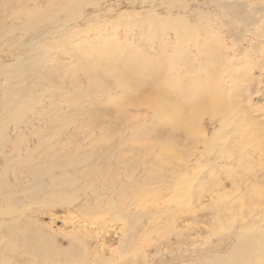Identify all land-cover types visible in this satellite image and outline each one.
I'll use <instances>...</instances> for the list:
<instances>
[{"label":"bare ground","instance_id":"bare-ground-1","mask_svg":"<svg viewBox=\"0 0 264 264\" xmlns=\"http://www.w3.org/2000/svg\"><path fill=\"white\" fill-rule=\"evenodd\" d=\"M147 1L148 0H142V3L146 4ZM174 1L176 2L177 0H165V3L167 2L168 4ZM207 1L205 2L208 3ZM248 1L209 0L210 5L208 6H205L206 4L204 2L201 3L200 0H192L185 5H174L172 3L166 8L164 15L158 13L157 9H154L135 19L131 17L132 14L121 15L119 18L109 17V12L111 11L110 7H112V3L109 0H0V52L4 49H8L9 53H11L8 56L9 59L10 57L14 59L13 63H0V159L2 161L0 162L2 164H0V246L6 241L12 242L13 245H15L14 247L20 243L17 239V235L20 234L19 225L22 223L21 218L23 213L21 214L18 209L12 205L21 202L19 196H23L25 199L30 200V205L33 206L41 205L51 209L54 207H70L75 201L77 202L80 200L78 197L79 192H99L97 189L100 187H98V185H96L97 183L93 182V180H90V174L94 173L93 175H96V177L101 175L105 176L108 169L105 170L101 167L94 169L89 167H94L96 160H98V163H102L105 166L108 165L109 169H111L112 163L116 158V153H120V151L123 153L124 147L128 145L129 142L131 143L136 136L146 135L150 141L149 144H151L154 140L161 141V139H164L165 141L164 137L167 132L174 140H179L182 134L185 133L189 135L191 132L206 137L205 140L207 143L204 146L206 152L213 153L219 149L224 150L227 145L219 144L218 138L220 134L226 128H231L233 126L241 129L245 125V122L250 119L249 112L244 106V103L239 102L241 100L243 101V96H245L244 93L248 92L244 85H246L250 78H248L245 73L239 75L237 70L238 65L235 64L236 61L227 54V51L233 50L226 45L220 47L221 43H219L220 46L216 45L218 41H216V39L222 40V36L220 33H214L212 29L213 25L217 23L216 20H222L224 23L228 24L230 28L240 25V27L237 28L239 30L241 28L243 33L249 36L252 35L250 27L253 24L256 25V27L258 26L260 30L264 29V3L259 5V3L255 1L257 3L255 5L252 1ZM165 3L162 2L159 4ZM192 4L193 9H191ZM189 7L190 9L185 16H182V14L180 15L182 12L181 9H187ZM205 7L206 9H203ZM175 9L176 13H173ZM89 10L92 11L90 12ZM258 16H260L259 20H262L260 25L259 21H257ZM212 18L214 19L210 21ZM193 19L199 20L200 22L193 24ZM108 26L118 28L117 31H119L120 28H124L128 30L130 35L139 32L145 38L148 45L142 49V51L141 48H137L138 54L136 51H129L131 54L136 53L139 59L134 57L131 58L130 55L126 56L124 54L125 49L122 48H124L125 45L119 42L117 38L118 35L112 37L103 35L104 30ZM216 27H218V25ZM93 31H97V34L102 32L103 36L97 34L96 36L90 35ZM170 33L174 35V42H169L172 39L169 35ZM257 35H259V37H256L261 40L264 38V32L262 35L259 33ZM22 37H24V39H22ZM211 40H214V44L216 45L215 52L220 56L218 57V61L228 64H224V68L228 75L226 76V80L219 79L215 81L210 78L214 80L215 83L208 82L210 85L206 89L207 91L200 92L199 97H202L199 98L197 96L199 91L197 88L195 89L192 86V90H190L191 84L188 82L186 85L187 87L183 85V81H186L184 78L186 77L183 78L180 70L186 71L190 67L192 69L189 68L190 74L193 68L199 74L202 69L194 67V63H196L199 58L195 57L192 53L199 52L201 58L204 60L212 59L215 53L212 55L211 50L213 49L210 50V53L207 48L208 42H211ZM235 40L236 39H234L233 42ZM157 45H160V48L157 49ZM191 46L193 48H191ZM171 48H175L176 50L173 54L169 52ZM235 49V51L238 50L237 48ZM25 51H28L26 56L23 54ZM235 51L233 53L234 56ZM141 52L143 55L145 52L148 54L143 56ZM190 53L192 55H190ZM157 54H159V56ZM77 55L82 60L81 62H83V60L91 62L89 67H85V70L83 69V72H85V78L89 81L90 85H92V88L85 90L83 88H76V94H71L70 90L67 94L66 89H63L64 96L60 109L47 113L46 105L43 102L45 98L44 95L50 94L55 96L60 89L48 91L44 93V95H41L39 92L37 93V91L34 92V80L39 81L45 78L49 81L48 83L55 84V81L60 78L63 81L62 84H60V88H63L64 85L66 86V79L68 77V75L64 77V74L71 73V70H74L69 66L75 63V57ZM141 55L143 57H140ZM89 59H91V61ZM46 60L54 64L53 67L56 72H51L50 68H48L49 70L40 69L41 66L45 65L44 62ZM189 61H191L192 64L188 66ZM221 64L222 63H219L218 66L221 67ZM66 66L68 67L65 69H69L67 73L64 72L61 74L58 72L60 67ZM78 67L83 68L82 65ZM224 68L222 66L221 71H223ZM214 70L216 71L215 67ZM74 72L76 73L77 71ZM97 72H99L100 75L102 73L108 79H112L114 87L122 90V95L118 97V94L116 96L117 98L110 97V99L106 101L107 103H103L99 100L100 95L98 93V87L102 84L97 81H101V79L97 77L99 74L95 75ZM224 73L225 72L221 74L225 76ZM92 74L95 77H91ZM217 76L218 75H216V77ZM228 77L230 78L227 79ZM74 82L75 81H72V83ZM105 84L108 85L107 83ZM75 85L80 84L75 83ZM232 85L233 88L235 86V90L231 89ZM112 86L113 85H110V87ZM199 89H201V87ZM203 96L207 97V99ZM101 97H103V95ZM102 100H104V98ZM198 100H207L209 103L207 102L208 104L204 107H199L198 104L193 107L190 104L192 102L196 103ZM142 106L153 111L151 121L148 122L143 119V122L140 121L141 123H129V120H131V109L134 107L139 109ZM64 107L68 108V113L62 112ZM210 110L212 111L214 119L218 118L220 122V128L214 130L212 137H209L207 130H204L202 127L203 125L201 126V124H199L202 116L206 115ZM82 113H85L84 116L88 117L91 115V117L96 118L95 124L96 127L100 129L101 133L100 136H97L94 129L95 127H83L86 129V137L90 138L93 142L92 147L87 148L85 153L86 156H84V153L83 155L80 153H51L50 149H47L49 145L48 141H46L47 139H36V137H38L37 133L44 132V129L38 126L42 120L50 124L51 130L59 129L62 133V131H65L69 126L75 125L77 122L76 120L82 116ZM139 115L142 116V114ZM141 118L142 117H140V119ZM92 120L93 119H91V121ZM117 120L121 123L127 121L126 126H124L123 129L117 128V126H115ZM158 124H160V128L156 129L155 126H158ZM105 125L106 127L107 125L110 126L109 133H105ZM10 126L13 127L12 134L14 138L10 134ZM126 135H128V139ZM118 137H120L121 140L119 144H116L114 140ZM34 138L36 141H33ZM147 138L145 140H147ZM167 141H169V138ZM34 143L36 144L33 146ZM139 143L141 144V142ZM159 143L160 145L157 146V149L162 147L165 149V152L167 151L164 154L161 153L162 156L169 155L168 157H171L170 155L172 153L168 154V152L174 150L173 157H177L178 154L175 153L177 150L173 148L175 145L171 147L170 144V146H164L163 142ZM24 148H26L25 153H23ZM103 148H108V151L104 152ZM38 149L44 152L37 153ZM36 155H38V158H36ZM72 155L74 158H71ZM201 159L202 157L196 158L193 164L205 166V164L202 163L203 159L202 161ZM151 160H154V158L149 161L151 162ZM123 162L131 164L128 158H123ZM134 162H138V160L134 159ZM204 162L206 163V161ZM161 166L163 167V165ZM24 168L25 170H23ZM189 171V168L182 170L174 166L173 172L175 177L173 178L175 179H173V181L175 183V193L172 194L173 198L171 197L172 195L170 196L173 201L172 204L169 203L172 209L180 210V208H186L187 205L193 204V197L191 194L195 189L196 182L194 183V181L199 180L200 176L197 174L198 171H196L195 176L190 175ZM11 172L13 173V178L9 177ZM194 172L195 171H193V173ZM154 174L155 172H153L152 177L149 179L146 178L144 188L148 189L150 187L149 184L152 183L151 181L155 179H160L158 183L165 182V178L156 177L155 175L157 173ZM159 174L162 173L159 172ZM27 178L32 179L29 184ZM45 179L48 180L49 183H46ZM129 180L140 185L135 176H131ZM108 181L109 180H105L103 186L105 182L108 184ZM256 182H259V180ZM77 187H82V189ZM108 187V193H111L113 199L108 200L107 207L114 206L116 217L123 221L125 229L130 233L128 236L134 241L133 236H140L138 234V227L144 222L143 217L141 214L139 215L137 212L134 213L133 210L129 209L130 206L125 199L127 195L125 192L126 185L111 184ZM71 189H77L75 192L76 198L68 194V191ZM160 189L167 190L168 188L164 186L162 189L161 186ZM257 190L260 191L261 189H257L256 187V191ZM197 191L195 193H197ZM87 194H89V192ZM105 194L102 195L101 190V192L97 194L99 199L96 197L98 204L96 207L92 206L90 209L85 207L87 211L94 213L100 210L98 207L103 205L104 200L109 199ZM117 195H120L118 198L119 201H115ZM162 195L164 196V194ZM210 197L212 200V193H210ZM222 198H224V196H222ZM236 200L233 201L235 202ZM221 202L219 204H221ZM3 204L7 205L3 206ZM214 204L215 203H213V205ZM191 208L195 211L197 206H192ZM140 209L142 210L143 208ZM206 209H208V207ZM193 210L190 212H193ZM136 211H138V208ZM147 214L145 215L148 216ZM155 214L152 216L153 220L157 217V214ZM6 218L11 220L8 222ZM248 218H251L250 222H248V224H243V227L238 229L237 233L235 232V243L227 254H217L204 262L200 261V263L191 261L183 264H264V230L261 229L262 226L259 224L255 215ZM146 219L148 221V218ZM4 229L7 230V234L12 240H8V237L4 233ZM148 230H150V227L145 229L146 232H148ZM21 237L22 235L20 236V240ZM24 241L26 242V240ZM27 243L29 244V242ZM4 250L5 252L3 251L1 254L3 259L2 264H13L11 258L6 257V249ZM26 252L28 253V251ZM184 257L186 256L184 255ZM144 258L148 262V256ZM103 259L104 258H102V260Z\"/></svg>","mask_w":264,"mask_h":264},{"label":"rangeland","instance_id":"rangeland-1","mask_svg":"<svg viewBox=\"0 0 264 264\" xmlns=\"http://www.w3.org/2000/svg\"><path fill=\"white\" fill-rule=\"evenodd\" d=\"M109 1L112 3V7L108 6L111 8V11L109 12V17L119 18V16L121 15L132 14L131 17L136 19V17L143 16L145 15L146 12H149L154 9H157L158 13L164 15L165 14L164 11H166V8L169 7L172 3L174 5H183V4L185 5L190 3L192 0H177L176 2L174 1L168 4L167 2L165 3V0H148L146 4L145 3L143 4L142 0H109ZM205 1L207 0H200L201 3L204 2L206 4L205 6L210 5L209 0L207 1L208 3H206ZM249 1H252V3L255 5L257 3H259V5H262L264 3V0H249ZM255 1H257V3ZM162 2H164L165 4H159ZM189 9L190 7L187 9H181L182 12L180 13V15L182 14V16H185L187 11H189ZM191 9H193V4L191 6ZM203 9H206V7ZM89 11L91 12L92 10ZM175 11L176 9L173 10V13H176ZM259 18L260 16H258L257 21H259V25H260L262 23V20L261 19L259 20ZM213 19L214 18H212L210 21H212ZM199 22L200 21L199 20L197 21L196 19L192 20L193 24ZM216 22L217 23L213 25L212 30L214 31V33L215 32H217V34L220 33L222 36V40L216 39V41L217 40L219 41L216 42V45L220 46L219 43H221L220 47L226 45L228 48H231L233 51L229 50L227 51V54L230 56V58L236 61L235 64L238 65L237 70L239 75L241 73H245L247 77L250 78V80L248 79L246 85H244L245 88L248 90V92L244 93L245 96H243L244 97L243 101L241 100L239 102L244 103V106L247 108V111L249 112V116H250L249 118L252 119L251 120L248 119L245 122V125L241 129L233 126L231 128H226L220 134L218 138L219 144L227 145L226 148L224 150L219 149L217 151H214L215 153L206 152L204 147L207 143L205 140L206 137L191 132L189 133V135L185 133L182 134L179 140H174L171 137V135L169 136V133L167 132L164 137L165 141L164 139H161V141L154 140L155 142L153 141L151 142V144H149L150 141L148 140L146 135H142L138 137L136 136V138H134L135 141L132 140L131 143L129 142V144L124 147L123 153L122 151H120V153H116V158L112 163L111 169H109L108 165L105 166L102 163L101 164L98 163V160H96L94 167H89L94 169L97 167L104 168L105 170L108 169L107 170L108 172L106 171L108 174L107 173H106L107 175L105 174L106 177L104 175L96 177V175H93L94 173L90 174L91 176V178L89 177L90 180H93V182L97 183L96 185L100 187L99 189H97L99 190V192L98 191H95L94 193L93 191L92 192L85 191V193L79 192L78 197L80 198V200L77 202L75 201L72 205H70V207L68 206L57 207V208L54 207L51 209L41 205L33 206L30 205V200L25 199L23 196H19L21 202L14 203L12 205L15 206L21 214L23 213L21 218L22 223L21 225H19L20 226L19 232L22 235L21 240L24 239L26 240V242L24 240L23 241L20 240V236H21L20 234L17 235V239L20 241V243L16 245L17 248L14 247L15 245H13V243L10 241L3 242L2 243L3 245L1 244L0 246V257L3 251L5 252L4 249H6V257L11 258L13 264H17V263L18 264H177V263L183 264L191 261L200 263V261L204 262L207 259L213 258L217 254H227L230 248L235 243L234 242L235 234L238 232L237 230L243 227V224H248V222H250L251 218L248 217L255 215L259 221V224L262 226L261 229L264 230V221H263L264 219V183H263L264 182V174H263L264 173V129H263L264 128V38H262L261 40L256 37V36L259 37V35H257L258 33L262 35L264 29L260 30L258 26L256 27V25L253 24L250 27V32L252 33V35L249 36L244 34L241 28H240L241 30L240 32V30L238 29L240 25L234 26V28H230V26H228V24L224 23L222 20H216ZM219 24L223 26H220ZM217 25L218 27H216ZM113 28L114 27L108 26L104 30L103 35L107 37L118 35L117 38L119 39V42H122L125 45L124 48H122L125 49L124 54L126 56L130 55L131 58L134 57L136 59L137 58L139 59V56L136 55V53L135 54L133 53L134 54L133 55L129 51L137 52V48H141L142 51V49H144L148 45V42L145 40V38L139 32H135L133 35H130L128 33V30L124 28H120L119 31H117L118 28H114V29ZM218 31H222L223 33ZM96 34L97 31L95 32L93 31V33H91L90 35L96 36ZM97 35L99 36L102 35V32L98 33ZM169 35L172 38L169 42H174L175 39L173 38L174 37L173 33H170ZM22 39H24V37H22ZM234 39L236 40L233 42ZM208 43H209L208 46H210V47L207 46V48L209 49L208 52H210V50L213 49L211 50L212 53L211 52L210 53L212 55L215 53L212 59L204 60L203 58H201L199 52L192 53L195 57L199 58V60L196 63H194V67L198 69L199 68L202 69L199 74L196 72L194 68L190 74V69H191L190 67H189L190 69L189 68L187 69L188 72L187 70L186 71L180 70L183 78L186 77L184 78L186 81H183V85L186 86L188 82L191 84L190 90H192V86L195 89L197 88V90H199L197 94L198 97L200 92L207 91L206 89L208 88L210 83H215V81H218L219 79L226 80V76L228 75L224 68V64L225 65L228 64L218 61V57L220 56H218L217 52H215L216 45L214 44L215 43L214 40H211V42ZM159 46L160 45H157L156 48L157 49L160 48ZM191 48L193 47L191 46ZM235 48H237L238 50L235 51L236 50ZM7 50L8 49H4L3 51L0 52V56H1L0 63L14 62L13 58L10 57L9 59L8 56L11 53H9V50L8 51ZM175 51H176L175 48L173 49L171 48L169 50V52L172 54ZM234 51H235V56L233 54ZM147 52H145L144 55L142 54V52L141 54L143 56H146L148 54ZM27 53L28 51L23 52L25 56ZM192 54L190 53V55ZM78 55L75 57L76 59L75 63L69 66L74 70H71L72 71L71 73L64 74V77L65 75H68L69 79L67 77L66 86L64 85L63 88H60V84H62L63 82L60 78L59 80L55 81V84L48 83L49 81L45 78L40 79L39 81L34 80L35 82L34 83L35 86L33 87L34 92L37 91V93L39 92L41 95L42 94L44 95V93L48 91L57 90L58 88L60 89L55 96H52L50 94L44 95L45 98L43 99V102L46 105L47 113L60 109L61 107L60 105L63 102V96H64L63 89H66L67 94L70 91L71 94H76L77 91L76 88L77 89L83 88L84 90L92 88V85H90L89 81H87L85 78L84 75L85 72H83L85 70L84 68L89 67L91 62L85 60L81 62L82 60L79 58ZM142 55L140 57H143ZM157 55L159 56V54ZM147 58H151V57H147ZM89 60L91 61V59ZM44 63L45 65L41 66L40 69L49 70L48 68H50L51 72L52 71L56 72L55 68L53 67L54 64H51L48 60H46ZM219 63H222L220 65L221 67L218 66ZM191 64L192 62L189 61L188 66ZM79 65H82L83 68L78 67ZM222 66L224 68L223 71H221ZM67 67L68 66L60 67L58 72H60L61 74L64 72L67 73L69 70V69L67 70L65 69ZM214 67L218 72L214 70ZM74 71L77 72L75 73ZM219 72L221 73L225 72L226 74L224 73L225 76H223V74ZM69 74H73L74 76ZM95 75H97L98 79H101V81L97 79L96 80L102 84L100 87H98V93L100 95L99 100H101L103 103H107L106 101L109 100L110 97L117 98L116 96L118 94H119L118 97L122 95L121 93L122 90L116 89V87H114L112 79L106 78L102 73L100 75L99 72H97ZM216 75H218L217 76L218 79ZM91 77H95V76L92 74ZM210 78L214 79L215 81ZM229 78L230 77H228L227 79ZM72 81L75 82L72 83ZM75 83H79L80 85H75ZM105 83H107L109 86L106 85ZM68 85L69 86L72 85V86L69 87ZM110 85H113L112 86L113 88L110 87ZM198 87L199 88L201 87V89H199ZM234 88L232 85L231 89L235 90ZM102 95L103 97H101ZM203 97L207 99V97L205 96ZM103 98L104 100H102ZM207 102H208L207 100H203V101L198 100L196 103L192 102L190 104L193 107L197 106V104L199 107L200 106L204 107L209 103ZM139 109H137V107L131 109V117H130L131 120H129L130 121L129 123L135 124L140 121L143 122V119L147 120L148 122L151 121V116L153 114V111L148 110L149 108L144 106H142ZM210 111H208L209 113L207 112L206 115L202 116L199 124H201V126L203 125L202 126L203 129L207 130L209 137H212L214 130L220 128L219 127L220 122L218 118L214 119V117L212 116V111L211 112ZM62 112L68 113L69 112L68 108L64 107ZM138 113L142 114V116L139 115ZM84 115L85 113H82V116L76 120L77 121L76 124L69 126L65 131H62V133L59 131V129L51 130L50 124L42 120L41 123L38 124V126L43 128L44 132L37 133L38 137H36V139L39 140H41L42 138L47 139L46 141H48L49 143L47 149H50L51 153H57V152L62 154L80 153L81 155H83L84 153V156H86L85 153L87 151V148H91L93 142L90 138L86 137L85 134L86 129H84L83 127L85 126L95 127L94 129L97 136H100L101 133H100V129L96 127L95 124L96 118L91 117V115L89 114L88 117ZM140 117L142 118L140 119ZM91 119L93 120L91 121ZM120 123L121 122L117 120L115 126H117V128L123 129V127L126 126L127 121H125V123L124 122H122L121 124ZM155 128L159 129L160 124H158V126L156 125ZM109 129L110 126L107 125L106 127L105 125V131H106L105 133H109L108 132ZM12 131H13V127L10 126V134L14 138ZM82 133H84L85 135ZM126 138L128 139V135H126ZM146 138L148 141L145 140ZM168 138L169 141H167ZM34 139L33 141H36V139L35 140ZM120 140L121 138L118 137L114 140V142H116V144H119ZM139 142H141V144ZM159 142L161 143L163 142L164 146L170 144L171 147H173L175 145L173 148L177 150L175 152L178 154L177 157L175 158L173 157L174 150L168 152V154L172 153L170 155L171 157H168L169 155L162 156V154L166 153L167 151L165 152V149L162 147L157 149V146L160 145ZM35 144L36 143H34L33 146ZM25 151L26 148H24L23 153H25ZM103 151L104 152L108 151V148H103ZM43 152L44 151L38 149L37 153H43ZM152 157L157 162H155L154 160H151L150 162L149 160L153 159ZM199 157H202L203 161L202 159L201 161L202 163L205 164V166H197L196 164H193L195 163L196 158ZM36 158H38V155H36ZM71 158H74V156L72 155ZM123 158L124 159L128 158L131 164H129L128 162H123ZM134 159L138 160V162H134ZM159 161L161 162L163 161L162 164ZM204 161H206V163ZM0 162H2L1 159ZM192 164L194 165L195 168L193 167ZM161 165H163V167ZM174 166H176V168L179 167L182 170L189 168L190 170L189 174L193 176H195L196 171H198L197 174L198 176H200L199 180L194 181V183L196 182L194 188L196 189V191L198 189L199 192L197 191V193H195L196 192L195 189L192 191L191 195L193 197L192 200L193 204L187 205L188 207L186 206L187 210L189 208L188 211L186 210L185 207H183L182 209L180 208V210L172 209L170 205L173 202L172 194L175 193L174 192L175 183L173 181V179H175L173 178L175 177L173 172ZM23 170H25V168ZM193 171L195 172L193 173ZM153 172H155V174L157 173L156 175L154 174L156 177L165 178L166 179L165 182L158 183L160 179L158 180L155 179L154 181H151L152 183L149 184L150 187L152 186L154 187L152 188L149 187L148 189L144 188V183L146 181V178L149 179L150 177H152ZM159 172L162 174H159ZM131 176H135V178L138 180V183L140 185L130 181L129 178ZM9 177L13 178L12 172L10 173ZM255 179L259 180V182H256L257 180ZM27 180L29 184V182L32 179L27 178ZM105 180H109V181L108 184H106L105 182L103 186ZM45 181L46 183H49L48 180L45 179ZM111 184L126 185L125 192L127 195L125 199L128 205L130 206L129 209L133 210L134 213L137 212L139 213V215L141 214L143 217L144 222H142L141 226L138 227L139 228L138 234L140 236L138 235L137 237L133 236L134 241H132L128 236V234L130 233L127 232V230L125 229L123 221L116 217L115 214L116 211L114 209V206L107 207L108 200L113 199L111 193H108L109 192L108 186ZM161 186L162 189L164 188V186L167 187L168 189L161 190L160 189ZM256 187L257 189L260 188L261 190L256 191ZM77 188L82 189V187H77ZM101 190H102V195L106 193L105 195L108 196L109 199L104 200L103 205L101 207H98L100 208V210H97V212L92 213L91 211H87L86 208L90 209L92 208V206L96 207V205L98 204L97 199H99L97 194L100 193ZM76 191L77 189H73V190L71 189L68 191V194H70L71 197L74 196L76 198V194H75ZM88 192L89 194H87ZM210 193H212V200L210 197ZM162 194H164V196ZM119 196L120 195H117L115 201H119L118 200ZM222 196H224L226 200L222 198ZM233 200L236 201L234 202ZM220 202L221 204H219ZM228 202H232V203H228ZM213 203L215 204L213 205ZM0 204H1V200H0ZM4 205L6 206L7 204H3V206ZM192 206H197V209H195L194 211L191 208ZM207 207L208 209H206ZM137 208L138 211H136ZM140 208L143 209L141 210ZM192 210L194 213L190 212ZM145 214H147L148 216H146ZM154 214L157 217H155L153 220L152 216ZM146 218H148V221ZM6 219L8 222L11 220L9 218ZM147 227H150V230H148V232L145 231ZM5 230L6 229H4V233L9 240L10 238L7 234V230L6 231ZM27 242H29V244ZM26 251H28V253ZM181 252L185 254H182ZM177 255L178 256L180 255L179 256L180 258ZM184 255L186 257H184ZM146 256H148L149 258L148 262L144 258ZM102 258L104 259L102 260ZM2 260L3 259L1 257L0 258L1 264L3 262Z\"/></svg>","mask_w":264,"mask_h":264}]
</instances>
